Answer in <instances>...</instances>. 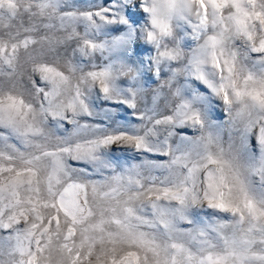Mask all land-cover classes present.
<instances>
[{"label": "snow or ice", "instance_id": "snow-or-ice-1", "mask_svg": "<svg viewBox=\"0 0 264 264\" xmlns=\"http://www.w3.org/2000/svg\"><path fill=\"white\" fill-rule=\"evenodd\" d=\"M0 264H264V0H0Z\"/></svg>", "mask_w": 264, "mask_h": 264}]
</instances>
